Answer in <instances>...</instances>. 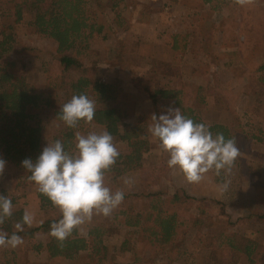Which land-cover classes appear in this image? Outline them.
Wrapping results in <instances>:
<instances>
[{"label": "rangeland", "instance_id": "obj_1", "mask_svg": "<svg viewBox=\"0 0 264 264\" xmlns=\"http://www.w3.org/2000/svg\"><path fill=\"white\" fill-rule=\"evenodd\" d=\"M7 1L2 4L1 22L11 19V4ZM89 11L102 30L93 34L87 50L80 52L78 58L92 79L104 83L120 81V100L128 109V121L141 119L144 122L150 147L143 157V170L115 178V175H105L106 185L113 192L136 193L140 190V177L158 169L160 178L152 191L169 194L176 188H183L196 199L211 200L204 208L208 224L218 230L223 226L252 240L255 244L253 262L247 264H264V218L257 219L264 217V82L259 81L262 74L257 71L264 63V46L253 50L238 45L244 41V36L239 33L242 18L245 15L246 21V14L250 13L254 17L258 14L264 17V0L245 5L226 0L220 11H211L202 0H100L90 2ZM13 35L21 49L12 56L13 60L25 66L27 79L36 91L45 96L52 94L51 84L61 72L55 53L57 44L35 34L25 24L16 25ZM174 35H179L177 50H171ZM152 57L167 66L169 76H165L161 84L170 87L177 83L187 85L189 102L203 100V121L208 125L225 124L235 134L240 156L230 174L222 171L217 176L213 170L202 182L193 184L178 170L168 167V154L149 131L153 123L151 104L131 82L132 73L142 75L150 68ZM31 112L37 115L42 128L43 149L53 143L52 138L63 129V124L55 121L49 109ZM103 130V127L93 125L86 133H77L87 135ZM113 138L119 152L129 151L125 143ZM74 142L75 155L76 137ZM16 177L17 174L5 166L0 176V189L12 196L37 190L35 185L17 187ZM226 181H230L229 187L221 193L220 186ZM46 215L62 216L59 209L46 212ZM119 218L113 213L107 217L94 215L90 223L77 229L80 237H86L90 224L100 223L113 229V234L104 243L103 264L199 263L201 246L195 241L186 248L189 255L186 259L169 262L162 254L150 258L142 238L131 234L133 229L125 228ZM36 239L44 240L40 235ZM76 263L65 259L50 261L45 251L26 250L25 241L16 248L0 247V264Z\"/></svg>", "mask_w": 264, "mask_h": 264}, {"label": "trees", "instance_id": "obj_2", "mask_svg": "<svg viewBox=\"0 0 264 264\" xmlns=\"http://www.w3.org/2000/svg\"><path fill=\"white\" fill-rule=\"evenodd\" d=\"M0 0V15L2 4ZM100 0H9L11 19L0 21V158L17 174L16 186L35 185L29 180V173L21 165L25 159L35 161L42 151V128L33 109L51 110L56 122L63 124V129L52 138L60 140L64 150L74 155L77 132L86 133L95 125L106 129L113 137L126 144L127 153H120L114 166L105 175L126 174L143 170L145 154L149 153V141L145 133V124L139 119L128 121V109L121 104L122 88L119 80L100 82L87 76V71L78 55L88 48L93 34L100 33L102 27L97 25L91 12L90 2ZM236 3L237 0H230ZM211 11H220L226 0H202ZM243 17V15H242ZM240 23L239 33L244 41L238 45L247 49L258 50L264 46V17L258 14H246ZM25 24L37 35L54 41L56 59L61 72L51 86L52 94L45 96L35 90L28 81L25 66L12 56L20 52L17 47L13 29ZM260 40V41H259ZM179 35L173 36L171 50L178 49ZM227 65V64H226ZM225 65V66H226ZM150 68L142 75L132 73V84L139 93L144 94L151 104L152 114L157 117L166 114L171 107L179 108L182 115L195 123H204L201 118V105L191 103L188 98V86L177 83L174 87L161 84L169 76L167 66L158 58L152 57ZM228 66V65H227ZM170 71V69L168 68ZM264 82V63L257 68ZM87 95L95 101L96 112L91 123L83 120L76 127H68L60 119V108L70 101L73 95ZM208 125V124H206ZM213 137L222 133L225 140L234 138L230 127L222 124L208 125ZM237 143V142H236ZM160 145V144H159ZM158 169L140 177V190L124 194L123 202L112 213L120 217L125 228L133 229L131 234L142 238L150 258L162 254L169 262L187 258L186 248L192 241L201 246L198 264H247L253 262L255 244L252 240L238 233L231 232L223 226L218 230L208 224L205 207L211 200L196 199L183 188L173 192L152 191L160 178ZM0 195L12 201L13 214L0 225V231L10 237L17 234L26 243V250L45 251L49 260L65 259L76 264H103L105 259V241L113 234V229L104 224H90L86 237H80L75 229L62 244L49 235L50 225L58 222L62 216L51 217L46 212L58 208L37 190L31 194L12 196L3 189ZM25 211L34 215L31 227L24 225L23 231L15 227L22 222ZM258 217L257 219H263ZM40 235L44 240H37ZM137 238V240L139 239ZM127 244V241L124 243ZM84 254V255H82Z\"/></svg>", "mask_w": 264, "mask_h": 264}, {"label": "clouds", "instance_id": "obj_3", "mask_svg": "<svg viewBox=\"0 0 264 264\" xmlns=\"http://www.w3.org/2000/svg\"><path fill=\"white\" fill-rule=\"evenodd\" d=\"M253 2L237 0L240 5ZM95 112V101L87 95H73L60 108V119L66 126L74 128L81 120L91 123ZM151 120L149 131L168 154V167L178 170L189 183L202 182L213 170L217 176L222 171L230 174L240 156L234 138L225 140L222 133L213 137L208 125L186 118L179 108L170 106L166 114L159 117L152 114ZM76 141L75 155L66 152L63 143L56 140L47 144L35 161L25 159L21 165L31 173L28 178L37 185L38 191L60 210L62 218L50 225L49 235L61 244L75 229L90 223L94 215L110 216L124 199L122 191L113 192L105 182V173L120 155L113 136L105 129L87 135L77 133ZM5 165L6 161L0 158V176ZM229 184L230 181H226L220 186L221 193L227 191ZM12 210V201L0 195V225L12 216ZM33 222L34 215L25 211L22 222H17L15 227L23 231L24 225L31 227ZM23 242V238L15 233L9 237L0 231V247L16 248Z\"/></svg>", "mask_w": 264, "mask_h": 264}]
</instances>
